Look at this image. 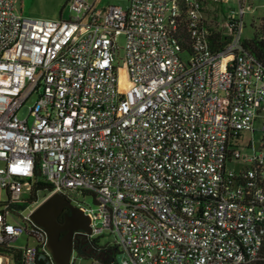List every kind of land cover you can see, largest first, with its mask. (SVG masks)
Masks as SVG:
<instances>
[{"label":"built area","instance_id":"built-area-1","mask_svg":"<svg viewBox=\"0 0 264 264\" xmlns=\"http://www.w3.org/2000/svg\"><path fill=\"white\" fill-rule=\"evenodd\" d=\"M253 1L228 7L214 49L203 0H68L58 19L0 0V246L55 264L35 207H19L42 186L44 199L92 193L97 207H79L91 235L115 234L122 264L263 259L264 63L243 38Z\"/></svg>","mask_w":264,"mask_h":264},{"label":"rangeland","instance_id":"rangeland-1","mask_svg":"<svg viewBox=\"0 0 264 264\" xmlns=\"http://www.w3.org/2000/svg\"><path fill=\"white\" fill-rule=\"evenodd\" d=\"M90 2L96 3L97 7L105 8L110 5H123L127 6L128 0H89ZM204 1V16L208 22V24L217 30H223L224 22H225V12L228 11L229 6H237V0H228V2H215L214 0H203ZM254 5V11H248L245 14V26L243 31V38H251L254 36L257 27L260 24L261 18H264V0H255L252 2ZM17 8L20 12L27 15L45 17L58 19L63 17H68L69 6L68 0H17ZM125 35L122 34L117 38V42L119 45L118 49V59L117 64L120 66H124L123 57L125 54L124 46H125ZM33 101L28 100L25 104L19 109L18 114L20 118H26L29 115V110ZM32 118H30V122ZM259 126V122L257 123ZM260 131L255 132V138L258 139ZM252 137L251 133L246 134V138L249 139ZM258 145V143H256ZM4 163L0 161V166H3ZM39 203L43 201L44 197L48 194V190L41 189L37 192ZM30 194H24V198H27ZM72 203L79 206V204L86 205L88 207H97L95 202V197L92 193L83 192V191H72ZM30 207H36L35 203H29ZM26 210L25 212H27ZM99 242L101 244H111L115 245V234L111 232H104L103 235L98 236ZM27 242L26 235H22L19 239L15 240L13 244L15 246H23ZM77 258L75 264H89L90 257H83L79 254H74ZM116 259L121 264L126 259V254L120 248V251L116 253ZM0 264H14L13 256L9 255H1L0 254Z\"/></svg>","mask_w":264,"mask_h":264},{"label":"water","instance_id":"water-1","mask_svg":"<svg viewBox=\"0 0 264 264\" xmlns=\"http://www.w3.org/2000/svg\"><path fill=\"white\" fill-rule=\"evenodd\" d=\"M65 207L70 208L72 213L65 216V222H60L59 216ZM31 217L46 230L48 246L55 264H70L76 246V231L84 232L85 236L92 233L88 214L63 193H54L41 201L31 212ZM93 255L102 260L109 257L104 251L94 250Z\"/></svg>","mask_w":264,"mask_h":264},{"label":"trees","instance_id":"trees-1","mask_svg":"<svg viewBox=\"0 0 264 264\" xmlns=\"http://www.w3.org/2000/svg\"><path fill=\"white\" fill-rule=\"evenodd\" d=\"M255 1V0H254ZM257 1V0H256ZM211 35V45L212 48L217 49L227 43V36L223 35V30H217L212 28ZM244 45L248 51L258 57L264 63V18H261L260 24L256 29V32L253 37L245 38ZM42 189V186H37L30 193V195L24 199L23 205L19 207H25L27 204L32 203L37 200L38 194L37 192ZM106 254H109V257L106 260H103L105 264H121L116 259V253L120 251V248L117 245H105ZM81 252V251H80ZM0 254L1 255H9L13 256L14 264H21V251L20 250H11L7 245L0 246ZM84 252H81L80 256L85 257ZM90 258H100L97 255L88 256ZM101 259V258H100ZM42 264H47L46 262H42ZM254 264H264V258L256 261Z\"/></svg>","mask_w":264,"mask_h":264},{"label":"flooded vegetation","instance_id":"flooded-vegetation-1","mask_svg":"<svg viewBox=\"0 0 264 264\" xmlns=\"http://www.w3.org/2000/svg\"><path fill=\"white\" fill-rule=\"evenodd\" d=\"M74 204V203H73ZM75 205V204H74ZM77 206V205H76ZM71 209L68 207H65L62 213L59 216L60 222H65V216L67 214H71ZM65 232H63L64 234ZM75 248H74V254L81 255V252H84L85 257L93 255V251L96 250L98 252H105V245L101 244L99 242V237L96 235L89 234L88 236H85V233L82 231H76V240H75ZM111 245V244H110ZM113 246V245H112ZM81 251V252H80Z\"/></svg>","mask_w":264,"mask_h":264},{"label":"bare ground","instance_id":"bare-ground-1","mask_svg":"<svg viewBox=\"0 0 264 264\" xmlns=\"http://www.w3.org/2000/svg\"><path fill=\"white\" fill-rule=\"evenodd\" d=\"M122 81H123L124 84H127L126 77H125V72L124 71L122 73Z\"/></svg>","mask_w":264,"mask_h":264}]
</instances>
